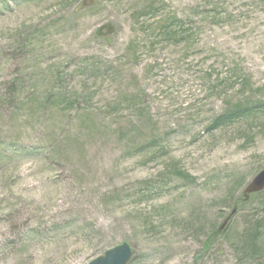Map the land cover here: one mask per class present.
I'll list each match as a JSON object with an SVG mask.
<instances>
[{
    "label": "rangeland",
    "instance_id": "obj_1",
    "mask_svg": "<svg viewBox=\"0 0 264 264\" xmlns=\"http://www.w3.org/2000/svg\"><path fill=\"white\" fill-rule=\"evenodd\" d=\"M263 170L264 0H0V264H264Z\"/></svg>",
    "mask_w": 264,
    "mask_h": 264
},
{
    "label": "water",
    "instance_id": "obj_2",
    "mask_svg": "<svg viewBox=\"0 0 264 264\" xmlns=\"http://www.w3.org/2000/svg\"><path fill=\"white\" fill-rule=\"evenodd\" d=\"M264 191V170L260 172L250 184L246 187L244 191V198L246 201L250 199L253 194H258ZM235 214V211L232 215ZM231 216H229L224 224L221 227V230L225 229L228 225ZM133 256V249L132 247L127 244L123 243L119 246H116L107 252L104 255L99 256L89 264H128Z\"/></svg>",
    "mask_w": 264,
    "mask_h": 264
},
{
    "label": "trees",
    "instance_id": "obj_3",
    "mask_svg": "<svg viewBox=\"0 0 264 264\" xmlns=\"http://www.w3.org/2000/svg\"><path fill=\"white\" fill-rule=\"evenodd\" d=\"M245 113H247V108L244 107V106H238L236 107L234 110H232L230 113H227L225 115H222L221 117H219L216 122H215V126H221V125H225L227 124L228 122H231L232 120L238 118V117H241L243 116ZM262 194H264V191L261 192V193H258V194H253L251 197H250V200H253L259 196H262ZM249 200V201H250ZM245 201V199H244ZM262 225V223H258V228H260V226ZM220 232V230H219ZM259 229L256 230L255 234L252 236L251 238V248L252 249H256V244L258 242H256L258 240V237H259Z\"/></svg>",
    "mask_w": 264,
    "mask_h": 264
}]
</instances>
